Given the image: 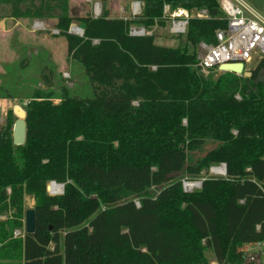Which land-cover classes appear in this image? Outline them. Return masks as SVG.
Segmentation results:
<instances>
[{"label":"trees","instance_id":"trees-1","mask_svg":"<svg viewBox=\"0 0 264 264\" xmlns=\"http://www.w3.org/2000/svg\"><path fill=\"white\" fill-rule=\"evenodd\" d=\"M129 1L141 3L139 15L94 18L71 16L69 0H0L11 17L57 18L93 90L76 97L63 86L58 103L33 93L22 145L12 144L11 109L0 123V215L11 212L0 220V259L256 264L245 248L264 241V57L249 77L204 74L195 46L226 27L218 0ZM164 5L191 13L182 44L130 34L133 24L164 25ZM73 20L82 36L68 32ZM219 163L225 176L207 175ZM185 174L203 178L200 188L184 191ZM51 181L61 193L47 192ZM24 197L34 200L35 231L14 238Z\"/></svg>","mask_w":264,"mask_h":264},{"label":"rangeland","instance_id":"rangeland-1","mask_svg":"<svg viewBox=\"0 0 264 264\" xmlns=\"http://www.w3.org/2000/svg\"><path fill=\"white\" fill-rule=\"evenodd\" d=\"M246 1L260 12L264 11V0ZM132 2L129 0H69V13L74 17L86 15L93 17L94 4L98 3L100 12L98 16L107 10L109 17L130 18ZM8 13V7L1 8L0 15L2 17L7 16ZM46 21L47 25H42L39 20H30L29 23L26 21H5V29L0 28V103L6 104L8 102L7 110H12L14 105L24 109V103L35 92L51 93L53 103H58L60 88L63 86L72 96L91 97L93 95L89 80L80 64L67 57L61 41H54L55 39H53L61 36L56 25L57 18ZM36 26H40L44 30H38ZM72 26L82 29L76 20L70 23L69 30ZM131 27L139 28L140 26L133 24ZM54 29L58 30V34H51V30ZM28 30L39 35L36 40L29 37ZM149 31L154 35V41L157 44L175 47L184 41L183 36L179 37L170 33L167 20H165L164 25H156ZM197 46H195L196 52ZM254 63L257 64V62ZM65 73L68 75L65 76ZM201 155L198 154V156ZM200 175H204V171ZM198 179L186 174L182 176V180L188 182H194ZM199 188L197 186L187 191L190 192ZM57 189L60 188L57 187ZM54 190L56 189H51V191ZM33 205L34 200L32 198L24 197L22 216L18 217L22 222V227L14 230V238L23 236L24 212L26 209L32 208ZM10 215V211L0 215V220H6L11 217ZM261 244L264 247V241ZM206 255L210 260L213 259L211 252L207 251ZM250 256L254 257L256 264H264V250L248 252L246 260ZM0 264H21V260L3 257L0 259Z\"/></svg>","mask_w":264,"mask_h":264},{"label":"built area","instance_id":"built-area-1","mask_svg":"<svg viewBox=\"0 0 264 264\" xmlns=\"http://www.w3.org/2000/svg\"><path fill=\"white\" fill-rule=\"evenodd\" d=\"M218 3L220 9L224 13L226 27L215 32L214 42L207 43L201 41L198 43L194 67L204 74H208L209 72L224 73L231 71L220 70L219 67L221 65L241 62L244 70H250L249 68H253L255 65L253 62H258L264 57V11L260 12L246 0H218ZM140 12L141 3L139 1H133L131 4V16L139 15ZM99 13V4L96 3L93 7V17H98ZM194 15L198 18L207 16L204 9L196 12ZM163 16L169 23V31L172 35L177 36L185 34L188 19L191 16L188 10L184 8L172 10L169 5H164ZM36 27L38 30L43 29L40 26ZM79 30V32L74 31L72 26L69 31L79 36L81 34V28H79ZM52 33L58 34V30H51V34ZM130 34L150 35L151 31H146L143 27H131ZM64 75L67 76L68 74L65 73ZM235 97L239 99V95L236 94ZM27 102L24 103V106ZM8 105V102L6 104L0 103V123L6 119ZM225 173L224 163L213 165L209 167L207 171V175L209 176H225ZM201 180H203V178H199L194 182L199 184ZM194 182L182 180V186L186 191L191 190L192 188L186 189V185ZM52 185L55 184L52 182L51 186ZM135 203L138 206V202ZM261 243L262 242L248 245L245 248V255L253 250L263 251L264 247ZM247 260L254 261V257L250 256Z\"/></svg>","mask_w":264,"mask_h":264},{"label":"water","instance_id":"water-1","mask_svg":"<svg viewBox=\"0 0 264 264\" xmlns=\"http://www.w3.org/2000/svg\"><path fill=\"white\" fill-rule=\"evenodd\" d=\"M71 33L70 31H68ZM83 30L81 29V34L79 36H82ZM220 70H230L232 73L235 74H241L245 77H249L251 75L250 70H244L243 69V64L241 62L239 63H233V64H224L221 65ZM13 114L16 116V119L13 123L12 127V144L17 146V145H22L25 142V137H26V123H25V117L26 113L25 110L22 109L19 106L14 105L13 109ZM208 149H211V146L207 147ZM207 152L203 153L201 156H205ZM226 170V166H225ZM54 183L55 185H59L61 187L60 193L63 190V184H58L54 181H51L47 187L46 190L49 194H52L51 192V183ZM202 184V180L199 182V187ZM184 191H186L183 188ZM35 231V212L33 208H28L24 212V233H33Z\"/></svg>","mask_w":264,"mask_h":264},{"label":"crops","instance_id":"crops-1","mask_svg":"<svg viewBox=\"0 0 264 264\" xmlns=\"http://www.w3.org/2000/svg\"><path fill=\"white\" fill-rule=\"evenodd\" d=\"M4 6L8 7L9 12H10V7H9V5H6V4H3V5L0 6V11H1V8H3ZM53 18H55V17H51V18H33V19L32 18H16V17L9 16V13H8L7 16H5V17H2L0 15V28L5 29V25H4L5 21H12V20H14L16 22H25L26 21L27 23H29L30 20H39V21H41L42 25L43 24L47 25V21L46 20H51ZM28 35H29L30 38L33 37L34 40H36L37 37L39 36V35H37V33L32 32V31L30 32L29 30H28ZM53 39H55L54 41H56V40L57 41H61V44L63 45V51H65V53H66V41H65L64 37L57 36L56 38H53Z\"/></svg>","mask_w":264,"mask_h":264},{"label":"bare ground","instance_id":"bare-ground-1","mask_svg":"<svg viewBox=\"0 0 264 264\" xmlns=\"http://www.w3.org/2000/svg\"><path fill=\"white\" fill-rule=\"evenodd\" d=\"M73 30L74 31H77V32L80 31L79 28H77L75 26H73ZM198 185L199 184L197 182H194V183H191V184L186 185V189H190V188H193V187H197ZM57 187L60 188V189H57ZM51 189H56L54 191H51L53 194H56V193H58V191L61 190V187L59 185H52L51 186Z\"/></svg>","mask_w":264,"mask_h":264}]
</instances>
